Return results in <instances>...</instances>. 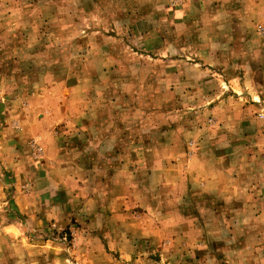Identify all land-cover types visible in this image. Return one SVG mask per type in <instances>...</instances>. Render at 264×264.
I'll list each match as a JSON object with an SVG mask.
<instances>
[{
	"label": "rangeland",
	"instance_id": "374dc122",
	"mask_svg": "<svg viewBox=\"0 0 264 264\" xmlns=\"http://www.w3.org/2000/svg\"><path fill=\"white\" fill-rule=\"evenodd\" d=\"M246 196L264 0H0V264H264V217L218 232Z\"/></svg>",
	"mask_w": 264,
	"mask_h": 264
},
{
	"label": "crops",
	"instance_id": "0c3cea01",
	"mask_svg": "<svg viewBox=\"0 0 264 264\" xmlns=\"http://www.w3.org/2000/svg\"><path fill=\"white\" fill-rule=\"evenodd\" d=\"M259 187V185H257ZM256 187V186H255ZM217 213H219V215H225L226 217H228V214H231L232 217H236V219L239 222H245L243 227V231H247L248 234H252L249 235L248 237L251 239H248L247 241L241 240L240 236L237 237V235H235V227H231V226H227L226 224H222L221 226H219L218 232L219 233H224L226 238L228 236H233L236 238H233V240H231L233 242V250H235L237 252V250H250L251 253H253V249H255L256 244L254 241V234L255 233H262V231H259L260 229H256V216H259L260 219H262L264 217V196H258V198L256 196H246L245 198V204L243 206H241L240 208L237 209H232V212H229L228 210L226 211H221V210H217ZM248 216L246 219H241V216ZM230 225H234V221L233 223H231ZM210 232V230H205V233L208 234ZM224 236V239H225ZM223 239V240H224ZM63 242V241H62ZM205 245L209 244L210 241H204ZM238 244H237V243ZM55 244V247L58 248V246H60L59 244H61L58 241L53 242ZM223 243V242H222ZM78 243L77 245H75L74 247H72L71 249V253L73 258H75L77 260L78 264H84V263H89V264H111L112 259H113V253L110 252L105 244H98V246L96 244H94V248L92 246H86L89 244H80ZM241 244V246H240ZM45 245L46 246H50V243L45 241ZM210 245V244H209ZM264 251V243L259 244ZM59 249H63L62 248V244L61 247H59ZM61 251V250H59ZM60 256V255H59ZM58 259V258H57ZM245 259V258H244ZM208 261V260H207ZM65 264L66 261L64 260Z\"/></svg>",
	"mask_w": 264,
	"mask_h": 264
}]
</instances>
